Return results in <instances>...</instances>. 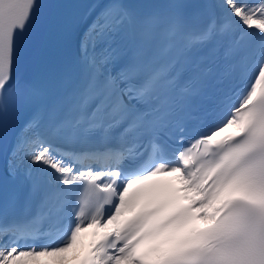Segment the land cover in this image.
I'll return each mask as SVG.
<instances>
[{
  "label": "snow or ice",
  "instance_id": "1",
  "mask_svg": "<svg viewBox=\"0 0 264 264\" xmlns=\"http://www.w3.org/2000/svg\"><path fill=\"white\" fill-rule=\"evenodd\" d=\"M41 7L0 0V159L34 204L0 203V264H264V0H108L29 79Z\"/></svg>",
  "mask_w": 264,
  "mask_h": 264
}]
</instances>
